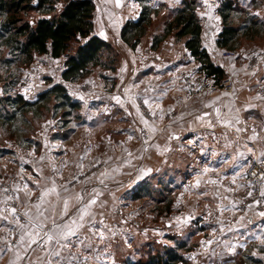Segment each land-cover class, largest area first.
Here are the masks:
<instances>
[{
	"label": "rangeland",
	"instance_id": "374dc122",
	"mask_svg": "<svg viewBox=\"0 0 264 264\" xmlns=\"http://www.w3.org/2000/svg\"><path fill=\"white\" fill-rule=\"evenodd\" d=\"M142 1L141 10L144 5ZM233 1L238 8V12H235V21L239 24L255 21L256 25L251 31H247V34H241L232 47L224 48L217 44V38L223 28L218 7L223 0H196L197 15L202 25L201 44L202 40L207 44L212 37L215 46L220 50L219 57L226 60L230 66L229 70L225 71V77L219 82L206 76L200 69L201 63L193 57L196 61L195 67L192 66L186 71H179L177 67L176 71L166 70L164 75L159 76L162 82L165 83L173 77L175 79L172 81H176L175 83L183 90V96L201 99L208 92L236 95L240 89L245 88L241 86L244 80L248 82L254 79V76H257V79L264 76V0ZM152 7L154 13L151 16V23L136 47H131L121 39L124 45L129 47L127 49H136L138 46V49L156 52L165 51L164 49H187L184 45L185 39H177L175 31L166 36L156 48L152 47L151 37L164 35V28L175 10L167 3ZM33 15L32 12L27 14V17L32 19ZM121 43L112 44L117 56L114 71L120 66V49H125ZM202 46L204 47L203 44ZM225 49L234 51V56L224 57L222 52ZM11 57L5 48L0 47V95L6 88L11 94L19 92L23 96L34 95L58 78V71L65 61L64 57L55 60L45 54L36 55L28 65L18 61L3 65L2 61ZM212 57L216 61L217 57L214 54ZM94 69L99 70L96 75L101 78L104 69L99 66L93 67L92 70ZM163 70L165 69L160 68L158 72L161 73ZM152 75L154 77V74ZM228 79L231 80L230 85L225 84ZM259 84L255 83L256 86H260ZM92 86V82L86 79L78 84L82 93L90 92ZM258 88L254 89V92L264 94V89ZM174 89L179 87H169L170 92ZM166 91L164 90V93ZM71 98L73 99L72 96ZM58 103L51 97L36 108L27 111L19 109L21 112L10 121L0 120V202L14 198L4 203L14 208L17 218L21 221V205L16 201L17 191H21L24 197L30 196L35 202L39 199L43 201L45 196L47 198L53 196L51 193L47 194L46 190L50 191L51 187L54 189V185H59V182L50 181L48 176L64 177L61 178L65 179L62 186L69 192L59 194L58 199L61 196L64 200L68 197L75 199L74 206L72 200H67L71 210L66 218L70 215V221L75 219L74 227H77V230L83 229L84 235L88 238L84 239V247L79 245L78 250L77 246L70 245L64 252L63 260L57 264H99V260L94 261V257L102 259V254L107 256L109 251L111 255L114 254L116 261L114 264H126L130 263L129 259H132V262L145 261L148 255L166 252L168 249H176L183 255L185 262L181 264H192V257L195 255H199V259L203 261L210 241L209 231L199 228V220L211 215L212 202L216 197L219 199L220 192L211 189L213 191L211 197V192L203 195L187 187L194 174L206 168L205 164L209 166L205 151L192 149L196 140H192L191 144H185L184 138L189 137V134L175 139L169 132L159 145L153 139L155 133L135 134L137 138L145 139L149 150L147 152L138 146L134 149L137 157L133 159L124 156L127 149L122 144L117 146L118 140L122 137L123 140L130 142V136L109 132V128L118 124L116 118L106 117V120L94 123L92 115L96 114L94 112L91 114L89 106L91 104L81 105L79 102L78 109L65 110ZM196 103L201 111L197 117L199 125L205 111L201 100L197 99ZM178 110L177 106L168 113V116L176 115ZM65 111H68L67 115L64 114ZM169 119L172 121V118ZM212 123L220 125L215 118L212 119ZM174 124L176 125L175 122ZM228 124H233L231 118L229 121L226 120L225 125ZM55 142H61V145L54 148L52 144ZM134 143L136 138L133 137L129 148H133ZM141 158L143 163L139 165L138 161ZM135 161L138 163L135 164ZM207 170L210 171L209 168ZM260 172L264 173V162H253L249 174ZM36 185L43 186L44 190L38 189ZM235 185L236 183L232 182L227 185L230 192L229 204L240 206L239 208L262 206L264 202V197L260 193L262 181H252L250 186L252 189L242 191L233 187ZM55 196L57 198V194ZM118 211L122 212L121 216ZM230 215L231 218H235L237 211L231 212ZM98 227L101 228V236L94 237L92 229L97 231ZM110 228L118 230V235H114L113 232L111 236ZM244 241L246 243L241 242L237 250H227V253L229 256L234 253L242 254L239 256L243 263L250 264L253 260L250 257L255 255L257 245L260 252H264V245H260L255 239L245 238ZM240 246L244 250L241 251ZM50 263L56 264L55 260ZM225 264L239 262L228 261Z\"/></svg>",
	"mask_w": 264,
	"mask_h": 264
},
{
	"label": "crops",
	"instance_id": "0c3cea01",
	"mask_svg": "<svg viewBox=\"0 0 264 264\" xmlns=\"http://www.w3.org/2000/svg\"><path fill=\"white\" fill-rule=\"evenodd\" d=\"M94 1L96 4L94 34L112 44H120L122 42L121 27L126 21L138 18L141 10L140 2L138 0ZM180 1L147 0L154 7L167 3L172 8L179 6ZM121 44L125 49H120V66L116 71L102 69L100 78L96 75L99 70L94 69L74 82H64L69 94L81 105L83 103L91 104L89 105L91 114L93 112L96 114L92 115L94 123L104 121L103 119L106 120V117L116 118L118 124H115L116 127L109 128V132L130 136V142L123 140V137L118 140L117 146L122 144L127 149V154L124 156L136 159L137 154L134 149L138 146L148 152L149 146L145 143V139L137 138L134 136L135 134L150 135L155 133L153 139L159 145L166 139V134L169 132L175 139L189 134V137L184 138L185 144H191L192 140H196L192 149L205 151L209 166L207 167L205 164L206 168L200 169L194 174L187 187L193 191L196 190L197 193L199 191L203 195L211 192V197H213V191L220 192V197L219 199L218 197L214 198L210 210L211 215L206 219L199 220V228L209 231L210 244L206 247L207 253L204 260L201 261L199 255H195L192 257V264H225L228 261L245 264L246 262L243 263L239 256L242 254L234 253L229 256L227 250H237L241 242L246 243L245 238L255 239L256 242H260V245H264V215H261L264 213V202L259 208L256 206L239 208L240 206L229 204L230 192L227 185L230 182L236 183L233 187L242 191L248 188L252 189L250 187L252 181H262L260 193L264 197L262 194L264 193V173L249 174L250 165L253 162H264V94L254 92V89L258 87H260L258 89H264V76L260 79L254 76V79L248 82L244 80L241 86H245V88L240 89L236 95L208 92L201 99L198 97L187 98L183 96L180 85L176 84V81H172L175 78L170 77L164 83L159 76L164 75L166 70L176 71V67L179 71L195 67L196 61L188 49H164L165 51L156 52L138 49L139 46L136 49H127L129 48L127 45H124L123 42ZM202 44L213 63L222 65L225 71L229 70L228 62L219 57L220 50L215 46L212 37L207 44H204L202 40ZM213 54L217 57L216 61L212 57ZM160 68L165 70L159 73L158 69ZM62 70L63 64L58 71V78L52 84L50 82L49 85L44 86L43 90L37 91L34 95H24V97L30 101L36 100L37 94L61 81ZM151 73L154 74V77ZM168 73L166 72V74ZM255 73L259 74V72ZM85 79L91 81L93 85L88 93H82L78 88L81 80ZM256 82L260 83V86H256ZM255 86L256 88H254ZM169 87H179V89L170 92ZM164 90L167 91L164 93ZM197 99L203 102V111H205L199 125L197 117L201 111L196 103ZM177 106L179 108L177 114L168 116V113H171V110L176 109ZM169 117L172 118V121ZM213 118L218 120L219 126L212 123ZM230 118L233 120V124L225 125L226 120L229 121ZM202 134L203 136H200ZM133 137L136 138V143L133 144V148H129ZM60 145L61 142L52 144L55 146L54 148H58ZM139 160V165H142V158ZM138 162L135 161V164ZM48 178L52 182H59V185H54V189L51 187L50 191L46 190L47 194L51 193L53 196L50 198L45 196L43 201L39 199L35 202L32 198L30 199V196L24 197L21 191L16 190V201L21 205V221L17 218L14 208L6 206L4 203H8L12 197L0 202V264H51L50 261L53 260L57 264L63 260L64 252L70 245L77 246V250L79 245L84 247V241L88 236L84 235L83 229L77 230V227H74L75 219L70 221V215L66 218L71 210L67 200H72L74 206L75 199L68 197L64 200L63 196L58 199L59 194L62 195L63 192L68 191L66 187L62 186L65 179L61 178L64 177L48 176ZM36 187L44 190L41 185H36ZM55 194H57V198ZM233 211H237L235 218H231L230 215ZM118 212L121 213V216L122 212ZM195 225H197L196 222ZM113 232L116 235L118 230L110 228L111 236ZM92 233L94 237L101 236V228L98 227L97 231L92 229ZM49 236L52 237L51 240L48 239ZM240 248L241 251L244 250L241 246ZM57 252L59 255H55ZM110 252L107 256L103 253L102 259L94 257V261L99 260V264H114L115 257ZM254 252L255 255L250 257L253 259L250 264H264V252L259 251L258 245ZM129 260L132 261V259Z\"/></svg>",
	"mask_w": 264,
	"mask_h": 264
},
{
	"label": "trees",
	"instance_id": "16d2710c",
	"mask_svg": "<svg viewBox=\"0 0 264 264\" xmlns=\"http://www.w3.org/2000/svg\"><path fill=\"white\" fill-rule=\"evenodd\" d=\"M142 0H140L141 2ZM136 20L126 21L120 31V38L136 47L147 32L154 13L146 1ZM196 0H182L174 15L164 28V35L151 37L156 48L170 33L175 31L177 39H185L184 45L191 56L201 63L200 69L208 77L221 81L225 77L222 65L211 60L201 44L202 25L197 15ZM94 0H0V47L5 48L10 59L3 65L19 62L30 64L36 55L51 58L64 57L61 81L37 95L30 101L19 92L11 94L6 88L0 95V120H12L18 112L36 108L43 101L55 98L64 109H78L79 102L73 100L64 82H74L87 75L93 67L115 70L117 56L112 43L94 34ZM34 13L33 18L27 14ZM238 8L233 0H223L218 7L223 28L217 38L220 47L230 48L239 36L247 34L254 23L239 24L235 21ZM6 86V85H5ZM65 111L64 114H68ZM185 258L176 249L148 255L145 261L126 264H181Z\"/></svg>",
	"mask_w": 264,
	"mask_h": 264
},
{
	"label": "built area",
	"instance_id": "2783aa9c",
	"mask_svg": "<svg viewBox=\"0 0 264 264\" xmlns=\"http://www.w3.org/2000/svg\"><path fill=\"white\" fill-rule=\"evenodd\" d=\"M234 51H232V50H228V49H225V50H223V52H222V55L224 56V57H233L234 56ZM225 84L226 85H230L231 84V80H227L226 82H225Z\"/></svg>",
	"mask_w": 264,
	"mask_h": 264
},
{
	"label": "snow or ice",
	"instance_id": "6c2138e0",
	"mask_svg": "<svg viewBox=\"0 0 264 264\" xmlns=\"http://www.w3.org/2000/svg\"><path fill=\"white\" fill-rule=\"evenodd\" d=\"M262 194H264V193H262ZM261 215H264V213H261ZM72 234H74V233H72ZM48 239L51 240L52 237L49 236ZM32 242L35 243L36 241H32ZM55 255H59V253L57 252V253H55Z\"/></svg>",
	"mask_w": 264,
	"mask_h": 264
},
{
	"label": "bare ground",
	"instance_id": "6f19581e",
	"mask_svg": "<svg viewBox=\"0 0 264 264\" xmlns=\"http://www.w3.org/2000/svg\"><path fill=\"white\" fill-rule=\"evenodd\" d=\"M165 157H166V156H165ZM165 157H164V158H165ZM170 161H171V160H170ZM167 162H168V161H167ZM158 165H159V164H158ZM156 168H157V167H156ZM156 170H157V169H156Z\"/></svg>",
	"mask_w": 264,
	"mask_h": 264
}]
</instances>
